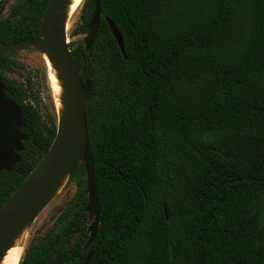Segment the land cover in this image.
I'll return each mask as SVG.
<instances>
[{
  "label": "trees",
  "instance_id": "trees-1",
  "mask_svg": "<svg viewBox=\"0 0 264 264\" xmlns=\"http://www.w3.org/2000/svg\"><path fill=\"white\" fill-rule=\"evenodd\" d=\"M50 1L15 0L4 16V0L0 44L39 39ZM101 7L94 46L69 44L87 93L98 233L86 248L92 221L81 162L71 172L73 199L19 264H83L91 251L90 264H264V0ZM94 8L85 1L81 34ZM16 67L15 52L0 56V79L27 137L14 171L0 173V208L58 133L11 78Z\"/></svg>",
  "mask_w": 264,
  "mask_h": 264
},
{
  "label": "water",
  "instance_id": "water-1",
  "mask_svg": "<svg viewBox=\"0 0 264 264\" xmlns=\"http://www.w3.org/2000/svg\"><path fill=\"white\" fill-rule=\"evenodd\" d=\"M63 2L64 0L50 1L42 19L39 39L0 44V56H3L16 53L24 48L30 50L29 47L32 44L46 37L48 41L46 49L66 84L68 102L67 114L61 119V124L58 122V133L50 150L0 208V255L14 229L28 213L27 209L33 199L44 190L46 185L62 171L73 157L74 163L69 181H71L72 170L81 162L84 163L87 172L89 202L84 216H88L92 224L88 229L91 236L85 245L86 248L95 240L101 222L94 163L88 137L87 93L76 60L70 52L65 30L62 28ZM94 2V12L87 25L88 33L84 39L87 50H90L96 42L102 13V0H94ZM106 22L125 56L124 40L119 29L109 18H106ZM25 126L21 108L7 96L6 87L0 79V173L13 172L19 163V154L23 152V143L27 140L26 135L22 132ZM94 255L95 251L89 252L83 264H90Z\"/></svg>",
  "mask_w": 264,
  "mask_h": 264
},
{
  "label": "rangeland",
  "instance_id": "rangeland-1",
  "mask_svg": "<svg viewBox=\"0 0 264 264\" xmlns=\"http://www.w3.org/2000/svg\"><path fill=\"white\" fill-rule=\"evenodd\" d=\"M4 0H0V4ZM15 3V0H8L5 5L3 15L6 16L9 13L10 7ZM85 2L76 12L69 27L65 29V34L69 44H72V49L77 48L81 43L84 46V39L87 34H81L79 29L82 25L81 14ZM15 61L17 67L15 72L11 75V78L24 84L29 93L31 102L39 108L41 112L47 116L55 119L57 123L61 124V118L57 110L55 99L52 92L50 83V77L52 70L50 66L46 65L42 56L34 51L26 48L18 50L15 53ZM76 193V186L69 181L62 194L51 202L32 222L29 230L22 241L19 253V262L21 263L23 257L29 248L36 244L47 231L54 225L60 214L66 209L68 204L73 199ZM77 241H83V237H76Z\"/></svg>",
  "mask_w": 264,
  "mask_h": 264
},
{
  "label": "bare ground",
  "instance_id": "bare-ground-1",
  "mask_svg": "<svg viewBox=\"0 0 264 264\" xmlns=\"http://www.w3.org/2000/svg\"><path fill=\"white\" fill-rule=\"evenodd\" d=\"M84 0H64L61 16L63 21V30L67 29L75 16L78 9L83 4ZM48 41L44 37L41 41L32 44L29 48L39 53L52 70L50 77L51 89L55 99V103L60 115L63 119L68 110L67 90L66 84L54 64L50 53L47 51ZM74 163V157L62 169V171L55 176L32 201L28 207L25 218L14 229L12 235L9 237L2 254L0 255V264H19V253L22 241L24 240L30 225L35 218L57 197H59L63 190L69 183L70 171Z\"/></svg>",
  "mask_w": 264,
  "mask_h": 264
}]
</instances>
